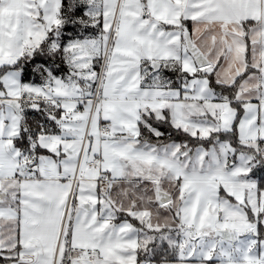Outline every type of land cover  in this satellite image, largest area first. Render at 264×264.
<instances>
[{
  "label": "snow or ice",
  "instance_id": "1",
  "mask_svg": "<svg viewBox=\"0 0 264 264\" xmlns=\"http://www.w3.org/2000/svg\"><path fill=\"white\" fill-rule=\"evenodd\" d=\"M0 264H264V0H0Z\"/></svg>",
  "mask_w": 264,
  "mask_h": 264
},
{
  "label": "trees",
  "instance_id": "2",
  "mask_svg": "<svg viewBox=\"0 0 264 264\" xmlns=\"http://www.w3.org/2000/svg\"><path fill=\"white\" fill-rule=\"evenodd\" d=\"M161 130H162V131H166V129H165V128H163V127L161 128Z\"/></svg>",
  "mask_w": 264,
  "mask_h": 264
}]
</instances>
